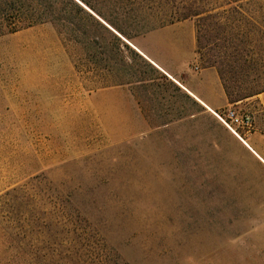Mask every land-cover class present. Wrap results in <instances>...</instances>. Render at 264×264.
Here are the masks:
<instances>
[{
  "label": "rangeland",
  "instance_id": "374dc122",
  "mask_svg": "<svg viewBox=\"0 0 264 264\" xmlns=\"http://www.w3.org/2000/svg\"><path fill=\"white\" fill-rule=\"evenodd\" d=\"M52 12L0 0V264H264L263 163L161 79L134 49L142 33L117 40L76 12L77 27L51 23V43L7 32ZM258 15L235 22L253 32ZM153 78L160 89H137L145 112H125L122 90L92 99ZM263 94L233 102L252 131H264Z\"/></svg>",
  "mask_w": 264,
  "mask_h": 264
},
{
  "label": "trees",
  "instance_id": "16d2710c",
  "mask_svg": "<svg viewBox=\"0 0 264 264\" xmlns=\"http://www.w3.org/2000/svg\"><path fill=\"white\" fill-rule=\"evenodd\" d=\"M44 1L53 14L44 18L33 17L23 26L15 28L14 22L10 20L7 32L42 22L53 23L55 20H64L77 27L74 19L78 16L73 15L76 12L91 21V25L106 30L117 40L120 37L130 40L133 31L140 34L176 21L194 19L197 55L203 60V66L216 68L229 102L264 91V25L259 23L253 32H249L235 22L236 17L243 18L250 11L259 12L258 17L264 21V0ZM68 7L71 11H67ZM69 12L73 16H68ZM9 18L14 17L9 15ZM81 32L87 33L86 30ZM12 194L5 193L12 196L13 201L17 200L18 195ZM61 203L62 209H66L64 206L67 204ZM66 213L70 216V212ZM70 231L73 229L67 230Z\"/></svg>",
  "mask_w": 264,
  "mask_h": 264
},
{
  "label": "crops",
  "instance_id": "0c3cea01",
  "mask_svg": "<svg viewBox=\"0 0 264 264\" xmlns=\"http://www.w3.org/2000/svg\"><path fill=\"white\" fill-rule=\"evenodd\" d=\"M51 25V22H42L14 33L45 30L51 43L53 29ZM132 44L137 53L153 67L161 79L171 83L181 93L187 100V106L191 101L193 106L198 104L202 109L214 114L216 111L234 106L228 100L216 68L203 66L200 63L196 52V30L193 20L176 21L146 31L137 36ZM154 81V78L126 79L116 85H104L100 87L102 90L93 91L92 99L94 101L97 95L109 94L111 89L122 90L124 107H126L124 111L142 113L147 110L144 109L143 99L138 97L137 89H142L145 83H149L147 87L150 89H160ZM148 96L154 97V94H148ZM159 97L163 103H170L173 96L163 93L159 94ZM240 141L244 151L264 165V131H248Z\"/></svg>",
  "mask_w": 264,
  "mask_h": 264
},
{
  "label": "built area",
  "instance_id": "2783aa9c",
  "mask_svg": "<svg viewBox=\"0 0 264 264\" xmlns=\"http://www.w3.org/2000/svg\"><path fill=\"white\" fill-rule=\"evenodd\" d=\"M217 118L238 138H242L239 134L238 127L244 128L245 132L251 131L252 120L244 112L237 111L233 107H228L222 113L215 114Z\"/></svg>",
  "mask_w": 264,
  "mask_h": 264
},
{
  "label": "water",
  "instance_id": "95a60500",
  "mask_svg": "<svg viewBox=\"0 0 264 264\" xmlns=\"http://www.w3.org/2000/svg\"><path fill=\"white\" fill-rule=\"evenodd\" d=\"M119 35V34H118Z\"/></svg>",
  "mask_w": 264,
  "mask_h": 264
}]
</instances>
